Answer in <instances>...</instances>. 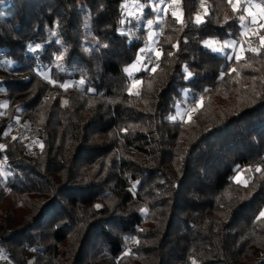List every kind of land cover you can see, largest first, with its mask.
<instances>
[{
    "label": "trees",
    "instance_id": "trees-1",
    "mask_svg": "<svg viewBox=\"0 0 264 264\" xmlns=\"http://www.w3.org/2000/svg\"><path fill=\"white\" fill-rule=\"evenodd\" d=\"M126 1L0 2V256L264 264V28L242 36L243 12L228 0H180L179 19L161 16L159 56L131 91L124 68L145 48L142 25L155 12L135 0L141 23L128 36ZM207 39L242 44L244 59ZM197 97L191 120H170ZM17 118L38 149L28 151L23 127L12 135Z\"/></svg>",
    "mask_w": 264,
    "mask_h": 264
},
{
    "label": "rangeland",
    "instance_id": "rangeland-1",
    "mask_svg": "<svg viewBox=\"0 0 264 264\" xmlns=\"http://www.w3.org/2000/svg\"><path fill=\"white\" fill-rule=\"evenodd\" d=\"M134 1L135 0H127L124 3V5L127 4V7H123L124 21L125 20L128 21L129 26H127V28H125V29H121L120 31L124 32L128 36H131L133 34V32L137 30V28L140 26V23H141V8H139L138 6L136 7ZM149 1H150V4H151L153 11L156 8H159L160 11H154L155 13L152 16V18L149 20H146L143 23L142 27L146 30L145 48L142 49L143 51L140 50L138 52L134 62L130 66H127L124 68V70H125L126 68H130L133 64H136V68L132 70L131 75H129L128 72L124 71V73L128 77L129 89L131 91H133L135 89L136 85L138 84V83H135L137 80L134 78V75L136 73H138L139 71L146 70L150 66L152 60L159 56V49L156 47V41H157V34H158V26H159L161 16L163 15L164 11H168L172 15H173V13H175V15H173V16L179 17V12L177 10L176 4L172 3L171 0H163V2H161V0L159 2H156L155 0H149ZM241 3L243 5L244 0H241ZM244 6H246V5H244ZM253 11H256V10L253 9ZM204 13L205 12L203 10L198 15L200 17V21H201L202 15ZM243 15L245 16V22L242 24L243 26H242L241 35L247 29L254 30V31H249L247 36H250V35L256 33L258 28H259V25L264 23V19H261L258 15H257V23L256 24H253L251 22L252 18L247 13H243ZM148 21H152L151 27H149ZM196 22H197V17H196ZM242 36L247 37L245 35H242ZM207 40H212V39H207ZM207 40H205V41H207ZM213 41H215V40H213ZM227 42H230V41H227ZM223 43L219 42V44L216 46H220ZM203 46H205L204 43H203ZM207 48H209V47H207ZM241 48H243L242 44L237 43L234 49L233 48H225L223 52H217V53L222 55V56L227 55L228 57H230V56L235 57V56L241 54ZM245 48L248 49V47L246 45H245ZM209 49L212 50L211 48H209ZM41 75L44 78L47 77V75L44 73H42ZM66 84L71 85V83H66ZM183 94L185 95V93H183ZM4 104H6L5 101H1L0 105H4ZM199 107H200L199 97H197L195 99H191L188 102H186L183 106H176L174 116H171V117H176L174 120L187 123L189 120L192 119L194 112ZM193 108H195L196 110L192 111ZM4 111H5V107H0V115L1 116L5 115ZM170 120H173V119H170ZM21 127H23V129H24L23 132H20ZM31 128L32 127L30 125L23 124L22 122H20L18 120V118L11 125V130L13 132L12 135H15L17 133L19 134V132H20V136L23 137L24 142L28 143V151H30L31 149H38L40 146L39 143L37 142L32 130H31ZM20 139H21V137H20ZM31 139H32V141L30 142L29 140H31ZM238 180L240 181L239 183L245 184L244 181L242 180L240 174H237L234 177V181L237 182ZM129 244H130V241L126 240L125 245L127 246ZM0 259H2V260H0V264H9V263H7V261L3 257L0 256Z\"/></svg>",
    "mask_w": 264,
    "mask_h": 264
},
{
    "label": "snow or ice",
    "instance_id": "snow-or-ice-1",
    "mask_svg": "<svg viewBox=\"0 0 264 264\" xmlns=\"http://www.w3.org/2000/svg\"><path fill=\"white\" fill-rule=\"evenodd\" d=\"M0 2H2V0H0ZM161 2H163V0H161ZM171 2L175 3V4H179L180 0H171ZM228 3L231 5L233 12L242 11L243 13H247L249 16H251V18H252L251 22L253 24L257 23V15H259V17L261 19H264V0H261L260 3H253V0H244V4L243 5L241 3V0H228ZM244 5H246V6H244ZM203 6L204 5H203V0H202L201 7H203ZM122 7H127V4L122 5ZM253 9H255L256 11H253ZM154 11H160V9L156 8V9H154ZM173 15H175V13H173ZM177 19H179V17H177ZM239 20L243 22L245 20V16L243 14H241L239 16ZM199 22H200V17L197 16V23H199ZM148 25H149V27H151L152 21H148ZM259 27L260 28H264V24L259 25ZM249 31H254V30L247 29L246 31H244L242 33V35L247 36ZM259 39L261 41V47H264V35H261L259 37ZM204 44H205L206 47L211 48L215 52H223L225 48H233L234 49L235 46H236V42L235 41L224 42L222 45L216 46V45L219 44V42L213 41V40H207V41L204 42ZM36 47H39V45H37ZM248 50L252 51L256 55L260 54L259 49H257V48H251L250 47ZM141 51H143V50H141ZM243 52H244V49L241 48V54L235 56L234 59H236L237 61L244 59ZM229 58L232 59L233 57H229ZM57 59H62V57L58 56ZM135 68H136V64H133L130 68H126L124 71L128 72L129 75H131L132 70L135 69ZM233 71H236V69H233ZM188 75L191 76V73H188ZM45 78H47V77H45ZM80 83L83 84L84 81L81 80ZM135 83H140V82L136 81ZM60 86L66 89L70 85L62 84ZM65 103H67V101H65ZM0 107H5L6 108L7 105L6 104L0 105ZM195 110H196L195 108L192 109V111H195ZM175 118L176 117H170V119H173V120ZM13 139H16V138L13 137ZM3 147H4L3 145H0V148H3ZM41 147H42V145H41ZM256 171L259 172V171H261V169L257 168ZM2 174H3L2 170H0V175H2ZM237 182H240V181L238 180ZM244 183H245V186H246L247 182L244 181ZM97 207H99V205H97ZM260 218H264V211H261L259 213V216L257 217V219L259 220ZM193 264H196V262L193 261Z\"/></svg>",
    "mask_w": 264,
    "mask_h": 264
},
{
    "label": "built area",
    "instance_id": "built-area-1",
    "mask_svg": "<svg viewBox=\"0 0 264 264\" xmlns=\"http://www.w3.org/2000/svg\"><path fill=\"white\" fill-rule=\"evenodd\" d=\"M21 140H23V137L21 136ZM30 142L32 141V139L31 140H29ZM0 260H2V259H0ZM8 263V262H7Z\"/></svg>",
    "mask_w": 264,
    "mask_h": 264
},
{
    "label": "crops",
    "instance_id": "crops-1",
    "mask_svg": "<svg viewBox=\"0 0 264 264\" xmlns=\"http://www.w3.org/2000/svg\"><path fill=\"white\" fill-rule=\"evenodd\" d=\"M255 10V9H254ZM259 16V15H258ZM245 22V20L243 21V23Z\"/></svg>",
    "mask_w": 264,
    "mask_h": 264
}]
</instances>
